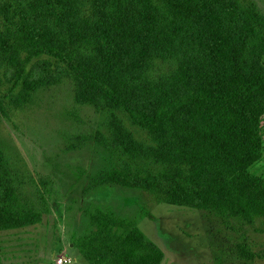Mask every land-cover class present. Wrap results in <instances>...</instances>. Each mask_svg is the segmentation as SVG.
Here are the masks:
<instances>
[{"label": "trees", "instance_id": "16d2710c", "mask_svg": "<svg viewBox=\"0 0 264 264\" xmlns=\"http://www.w3.org/2000/svg\"><path fill=\"white\" fill-rule=\"evenodd\" d=\"M0 16V52L19 65V105L48 81L34 77L35 64L45 69L53 60L74 78L76 103L122 109L154 142H139L119 127L110 144L98 137L102 145L124 158L167 165L155 175L124 161L102 183L161 193L167 203L221 218L264 217V179L250 170L263 157L264 13L257 5L0 0ZM15 88L16 82L0 94V113ZM10 177L0 146L3 230L39 220L15 202ZM85 211L93 230L78 245L90 264H161L163 252L136 220L94 203Z\"/></svg>", "mask_w": 264, "mask_h": 264}, {"label": "rangeland", "instance_id": "374dc122", "mask_svg": "<svg viewBox=\"0 0 264 264\" xmlns=\"http://www.w3.org/2000/svg\"><path fill=\"white\" fill-rule=\"evenodd\" d=\"M241 1L254 3L264 13V0ZM47 61V68L38 62L32 71L34 77L46 76L48 81L19 105L23 92L17 78L19 65L0 52V94L5 96L16 82L12 95L3 100L0 146L11 170L15 202L39 216L34 224L0 229V264H90L78 240L93 230L85 213L91 203L136 220L163 252L161 264H264V217L250 222L221 218L167 203L161 193L102 183L124 161L155 175L164 174L167 165L124 158L102 145L98 137L110 144L119 127L139 142H154L124 110L76 103L72 75L53 60ZM158 64L165 71L175 68ZM262 136L263 157L250 170L264 179V117Z\"/></svg>", "mask_w": 264, "mask_h": 264}, {"label": "built area", "instance_id": "2783aa9c", "mask_svg": "<svg viewBox=\"0 0 264 264\" xmlns=\"http://www.w3.org/2000/svg\"><path fill=\"white\" fill-rule=\"evenodd\" d=\"M58 263H62V259H58Z\"/></svg>", "mask_w": 264, "mask_h": 264}]
</instances>
